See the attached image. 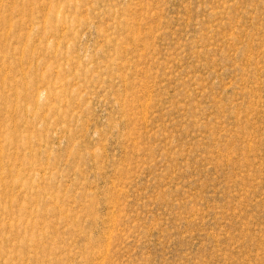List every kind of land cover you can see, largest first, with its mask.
I'll return each instance as SVG.
<instances>
[{"label": "rangeland", "instance_id": "obj_1", "mask_svg": "<svg viewBox=\"0 0 264 264\" xmlns=\"http://www.w3.org/2000/svg\"><path fill=\"white\" fill-rule=\"evenodd\" d=\"M0 35V264H264V0H0Z\"/></svg>", "mask_w": 264, "mask_h": 264}, {"label": "bare ground", "instance_id": "obj_2", "mask_svg": "<svg viewBox=\"0 0 264 264\" xmlns=\"http://www.w3.org/2000/svg\"><path fill=\"white\" fill-rule=\"evenodd\" d=\"M31 2V1H30ZM49 2V1H48ZM40 4V3H39ZM55 4V3H54ZM51 5V4H50ZM23 6V5H22ZM54 6V5H53ZM43 7V6H42ZM49 7V6H48ZM56 8H57V5H56ZM4 9H5V7H4ZM32 9V8H31ZM49 9V8H48ZM27 10V9H26ZM59 10V9H58ZM60 11V10H59ZM21 12V11H20ZM23 12V11H22ZM54 12V11H53ZM48 13H49V11H48ZM58 13V12H57ZM60 13V12H59ZM58 13V14H59ZM20 14V13H19ZM50 14H51V12H50ZM18 15V14H17ZM56 15V14H55ZM20 16V15H19ZM47 16V15H46ZM61 16H62V14H61ZM45 17V16H44ZM49 17V16H48ZM40 19V18H39ZM60 20H61V18H60ZM43 21V20H42ZM45 22V29L48 31V32H51V31H54V29H53V27L52 26H50V24H51V20L50 19H46V21H44ZM44 22H42L43 23V25H44ZM7 23V22H6ZM34 23V22H33ZM15 25V24H14ZM35 26V25H34ZM32 28V27H31ZM67 29V28H66ZM56 31V30H55ZM61 31V30H60ZM59 33V32H58ZM57 33V34H58ZM61 33V32H60ZM4 34V33H3ZM6 34V33H5ZM55 34V33H54ZM43 36V35H42ZM0 37H1V35H0ZM4 37H9V35H6V36H4ZM28 37V41H32V36L30 37L29 35L27 36ZM49 37V36H48ZM52 37V36H51ZM50 37V38H51ZM5 38V39H6ZM40 38V37H39ZM46 37H44L43 39H45ZM54 38H55V35H54ZM1 39V38H0ZM44 41V40H43ZM47 41H48V38H47ZM46 41V42H47ZM51 42V41H50ZM55 42V41H54ZM63 44V43H62ZM52 45V44H51ZM50 46V45H49ZM48 45H47V49H48V47H49ZM53 46V45H52ZM51 48V47H50ZM56 48V47H55ZM54 49V48H53ZM57 49V48H56ZM55 49V50H56ZM43 50H44V48H43ZM55 54H56V52H55ZM4 66V65H3ZM51 67V66H50ZM1 69V68H0ZM3 69V68H2ZM3 70H5V69H3ZM32 79V78H31ZM64 79V78H63ZM66 79V78H65ZM39 80V79H38ZM15 82H17L16 80H15ZM65 81L63 80V83H64ZM71 82V81H70ZM13 83H14V81H13ZM26 84V87H27V83L26 82H24V79L23 80H18V82H17V86L19 87L20 85H25ZM48 84V83H47ZM47 84H46V86H47ZM54 84V83H53ZM16 86V85H15ZM49 86H50V84H49ZM59 86V85H58ZM61 88V87H60ZM63 89V91L64 90H66L67 91V89H64V87H62ZM40 89V88H39ZM41 89H42V87H41ZM44 89V88H43ZM43 89H42V91H36V95H38L39 97H41L44 93L46 94L47 93V95H52V93L55 91V89L56 88H53V87H49V88H47V89H44V91H43ZM57 91H59V90H57ZM62 92V91H61ZM60 92V93H61ZM56 93V92H55ZM63 93V92H62ZM24 95V93L23 92H21L20 90H18V96H23ZM61 95V94H60ZM46 96V95H45ZM33 97V96H32ZM37 97V96H36ZM25 98V97H24ZM38 98V97H37ZM48 98H49V96H48ZM59 98V97H58ZM41 99V98H40ZM55 99V98H54ZM61 99V98H60ZM35 100V99H34ZM51 100V99H50ZM55 101V100H54ZM68 104V103H67ZM56 107V106H55ZM69 107V106H68ZM27 109V108H26ZM26 109H25V111H26ZM30 110V109H29ZM53 113V112H52ZM40 115V114H39ZM40 118V117H39ZM19 134V133H18ZM12 136V135H11ZM9 137V135L8 136H6V139ZM23 142V141H22ZM1 153H3V148L2 147H0V157H1ZM23 160V159H22ZM30 162V161H29ZM10 172V171H9ZM19 172V171H18ZM11 173V172H10ZM1 180H2V177H1ZM0 180V181H1ZM2 182V181H1ZM1 184V183H0ZM22 186V185H21ZM12 187V186H11ZM10 188V187H9ZM22 188V187H21ZM25 188V187H24ZM11 189H13V188H11ZM23 189V188H22ZM25 190V189H24ZM13 192V191H12ZM12 194V193H11ZM12 200V199H11ZM44 212V211H43ZM47 213V212H46ZM54 213V212H53ZM16 221V220H15ZM7 222H9V221H7ZM14 222V221H13ZM17 222V221H16ZM15 222V223H16ZM10 223V222H9ZM27 223V222H26ZM8 224V223H7ZM17 224V223H16ZM23 224V223H22ZM33 227V226H32ZM11 228V227H10ZM32 229V228H31ZM35 229V228H34ZM37 229V228H36ZM8 230H10L9 228H8ZM36 232V231H35ZM42 233V232H41ZM43 234V233H42ZM41 238H43L42 236H40ZM13 238V237H12ZM15 238V237H14ZM45 238V237H44ZM33 240V242H34V239H32ZM15 241V240H14ZM20 244V243H19ZM33 244V243H32ZM32 244H30V245H32ZM12 245V244H11ZM35 245V244H34ZM30 247V246H29ZM30 248H32V247H30ZM109 248V247H108ZM29 249V248H28ZM108 250V249H107ZM31 251V250H30ZM28 252V251H27ZM35 252V251H34ZM2 255V254H1ZM29 255V254H28ZM2 257V256H1ZM4 258V257H3ZM24 259V258H23ZM4 260V259H3ZM35 260V259H34ZM23 261V260H22ZM24 262V261H23ZM27 263V262H26ZM13 264V263H12Z\"/></svg>", "mask_w": 264, "mask_h": 264}]
</instances>
